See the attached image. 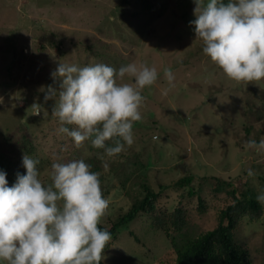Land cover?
Segmentation results:
<instances>
[{
    "label": "rangeland",
    "instance_id": "374dc122",
    "mask_svg": "<svg viewBox=\"0 0 264 264\" xmlns=\"http://www.w3.org/2000/svg\"><path fill=\"white\" fill-rule=\"evenodd\" d=\"M149 1L151 8L145 9L141 0H0V152L14 169L26 173V153L39 160V178L48 184L54 153L65 161L85 160L100 173L109 200L100 224L109 225L141 198L142 183L154 191L168 185L156 199L157 212L179 206L186 212L184 228L169 236L149 214H138L112 237L104 264H175L171 237L179 246L214 228L220 211L232 202L204 176L231 180L239 194L264 193V151L247 146L249 139H264V80L229 79L204 54L190 24L196 18L194 0ZM61 62L116 68L135 62L157 68V83L143 91V118L133 124L135 142L117 157L106 156L90 140L76 148L70 137L58 133L55 100L45 101V94L49 85L59 89L60 78L51 74ZM167 67L176 76L173 88L164 77ZM65 145L68 150L61 151ZM183 176L191 182L174 185ZM260 204L261 215H242L233 231L251 264H264Z\"/></svg>",
    "mask_w": 264,
    "mask_h": 264
},
{
    "label": "clouds",
    "instance_id": "9594fccd",
    "mask_svg": "<svg viewBox=\"0 0 264 264\" xmlns=\"http://www.w3.org/2000/svg\"><path fill=\"white\" fill-rule=\"evenodd\" d=\"M194 3L196 18L190 24L204 54L229 79L264 80V0ZM51 75L60 78V86L49 85L45 101L55 100L58 133L70 137L76 148L90 140L108 157L134 144L133 124L143 118V91L159 79L155 66L135 62L119 68L61 62ZM125 77L131 82L118 83ZM164 77L169 88L175 87L171 67L164 69ZM247 146L264 151V139H249ZM67 150L68 145L61 149ZM22 164L26 173L18 172L11 186L0 170V264H101L112 234L99 226L109 207L100 173L83 159L65 161L54 153L52 182L44 184L38 159L25 153ZM248 175L255 172L249 169ZM256 199L264 203V193Z\"/></svg>",
    "mask_w": 264,
    "mask_h": 264
},
{
    "label": "trees",
    "instance_id": "16d2710c",
    "mask_svg": "<svg viewBox=\"0 0 264 264\" xmlns=\"http://www.w3.org/2000/svg\"><path fill=\"white\" fill-rule=\"evenodd\" d=\"M141 2L143 8H151L149 0H141ZM22 141L24 146H26L27 152H31L33 148L25 136ZM13 165V162L4 153L0 152V170H4L7 173V178L10 179L12 184L15 183L18 172L21 174L25 173L22 170L14 169ZM203 178L214 180L217 190L224 189L227 194L231 195L232 202L220 211V220L214 228L186 239L179 246L176 245L174 238L171 237V242L176 252L175 264H251L248 250L236 243L233 231L242 215L250 214L252 217L261 215L262 207L260 202L256 199V196L248 192L239 194L236 188L233 187L231 180H225L214 175L204 176ZM191 179L190 176H183L174 185L189 184ZM141 186L143 189L141 198L136 199L126 212L110 222L109 225L100 224L99 226L107 228L113 237L122 227L133 221L138 214L147 213L152 217L153 224L162 229L167 236L171 234L172 230H182L187 223L184 208L179 206L170 212H157L155 209V202L160 191L168 187V185H161L158 191H154L146 183H142ZM189 193L193 194L194 190L191 189ZM199 202L203 206L202 199ZM107 247L108 245L105 250ZM101 264H104L103 261H101Z\"/></svg>",
    "mask_w": 264,
    "mask_h": 264
}]
</instances>
